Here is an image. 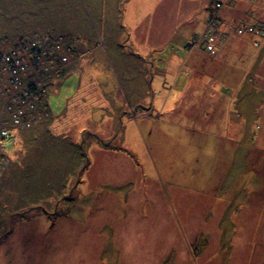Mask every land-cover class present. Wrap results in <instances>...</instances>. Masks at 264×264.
Here are the masks:
<instances>
[{
  "label": "rangeland",
  "instance_id": "obj_1",
  "mask_svg": "<svg viewBox=\"0 0 264 264\" xmlns=\"http://www.w3.org/2000/svg\"><path fill=\"white\" fill-rule=\"evenodd\" d=\"M216 2L0 0V264H264V100L197 87L248 24Z\"/></svg>",
  "mask_w": 264,
  "mask_h": 264
},
{
  "label": "crops",
  "instance_id": "obj_2",
  "mask_svg": "<svg viewBox=\"0 0 264 264\" xmlns=\"http://www.w3.org/2000/svg\"><path fill=\"white\" fill-rule=\"evenodd\" d=\"M216 1H221L223 4H225L223 7L219 8L218 12L213 15V17L220 19L222 23L233 19V17H231V14L233 11L235 12V8L236 10L241 12V10H244L246 8L245 5L248 3L247 1L242 0V4H240V7H238L237 3L231 4L226 0ZM232 7L234 10L232 9ZM213 9L216 8H212V11L210 13L211 15L213 13ZM249 19L250 17L247 18V23L254 24L256 22H263L262 24L264 25V12H258L256 18H253L251 20ZM207 26L208 24L206 25V28ZM256 39L257 40L255 42L258 43V45L256 46L252 41H250V38L231 39L227 41L228 47L226 48V50H219L217 53L218 55H215L211 59L208 57L209 61L208 66H206L205 72L203 69H200L198 67L202 71L203 75H205L206 73H208V75L197 87L200 88V86L204 83L208 84L207 87H209L210 85L211 90L205 91L209 94L208 97L224 98L225 101L223 104L230 109L232 108L234 103H236V106L241 109H243L242 106L245 105L246 111H248L250 103L246 101L247 103L243 104L245 100L244 98H253L256 99L254 100L256 102L263 101L264 37H258ZM191 53L192 52H190V55L186 58L185 63L182 64L181 69L185 68L186 64H189L190 61H193L190 58L192 56ZM202 55V57L206 56L204 52H202ZM188 60L189 62H187ZM194 61V68H196V66H200V59H195ZM176 67H178L177 64L173 66V69ZM185 75L188 77L190 76L187 73H185ZM175 78L176 80H178L179 77L175 75ZM189 82L190 84L194 85L198 81H194L193 78L190 77ZM228 85L231 87V92L229 93L226 91ZM224 86H226V88L223 90L222 88ZM205 92H202L201 94ZM202 100L201 103L203 102ZM222 108L224 107L222 106Z\"/></svg>",
  "mask_w": 264,
  "mask_h": 264
},
{
  "label": "bare ground",
  "instance_id": "obj_3",
  "mask_svg": "<svg viewBox=\"0 0 264 264\" xmlns=\"http://www.w3.org/2000/svg\"><path fill=\"white\" fill-rule=\"evenodd\" d=\"M226 1H228L231 4H236L237 3L238 7H240V4H242V0H239V1L238 0H226ZM245 1L248 2L245 5L246 8L244 10H241V12L239 13V15L242 17L241 20H243L244 22L247 21V18H249V17H250L249 20H251L253 18H256L258 12H264V4H261V3H264V0H245ZM220 6L221 7L224 6V4L221 3V1L220 2H216V4L214 5V7L216 9L219 8ZM215 20H216L215 22H217L219 24L220 32H222V30L224 29V25L225 24L222 23V21L220 19H218V18H215ZM262 23L256 22L254 24L256 26H262L263 25ZM234 30H235V28H234ZM213 33H215L217 35V31L213 30ZM36 36L41 38V36H39V35H36ZM258 37H259L258 32L255 30V28H253V26H250V27H243L240 30H236V31L229 30L228 34H227V37L224 40H222V42L217 43L216 41H214V39L213 40L210 39V40L206 41V43H207V46L211 49V51H214L213 53H215L216 56H217L218 55L217 53H218L219 50L220 51L222 49L226 50V48L228 47L227 46V41H229L231 39L250 38V41H252L256 45L257 43L255 41L257 40L256 38H258ZM206 38H210L209 35H207ZM18 42L25 43V41L20 39V38H18ZM30 42L31 41L29 40V43ZM40 46L46 48L47 51H48L47 48H49V50L52 52V54L49 51H48V53H50L52 56L56 55V52H59V46L56 44V42L49 43V42L37 41V44L33 45L34 51H36L38 54H40L41 57H43L46 60H49L51 58V55L49 56L46 53H44ZM66 60H67V58H65V61ZM62 61H64V60L62 59ZM57 63H59V62H57ZM176 64H178V63H176ZM66 75L67 74L64 71V77ZM225 88H226V86H224L222 89L224 90ZM226 91L228 93L231 92V87L229 85H228ZM40 96L41 95L38 94V95H33V96H30L29 98H27L28 105L31 106V107L39 105V103H40L39 97Z\"/></svg>",
  "mask_w": 264,
  "mask_h": 264
},
{
  "label": "trees",
  "instance_id": "obj_4",
  "mask_svg": "<svg viewBox=\"0 0 264 264\" xmlns=\"http://www.w3.org/2000/svg\"><path fill=\"white\" fill-rule=\"evenodd\" d=\"M213 19L215 20V17H214ZM215 21H216V20H215ZM254 25H255V24H250V23H249V24L247 25V27H250V26H253V27H254ZM47 116H48V115H47ZM46 118L49 119V116L46 117Z\"/></svg>",
  "mask_w": 264,
  "mask_h": 264
},
{
  "label": "built area",
  "instance_id": "obj_5",
  "mask_svg": "<svg viewBox=\"0 0 264 264\" xmlns=\"http://www.w3.org/2000/svg\"><path fill=\"white\" fill-rule=\"evenodd\" d=\"M210 49V48H209Z\"/></svg>",
  "mask_w": 264,
  "mask_h": 264
}]
</instances>
